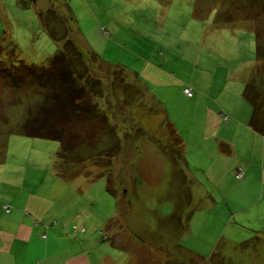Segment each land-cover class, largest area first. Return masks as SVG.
<instances>
[{
  "label": "rangeland",
  "instance_id": "374dc122",
  "mask_svg": "<svg viewBox=\"0 0 264 264\" xmlns=\"http://www.w3.org/2000/svg\"><path fill=\"white\" fill-rule=\"evenodd\" d=\"M5 2L0 40L8 47L12 41L17 46V58L25 65L47 67L49 58L64 48L66 39L96 53V59L88 60L91 76L111 85L107 83L97 95L91 92V100L109 109L108 119L116 128L107 130L102 126L107 123L99 115H94L95 123H87L84 129L79 123L64 122V154L58 139L20 132L21 124L31 117L29 112L38 122L42 120L43 115H38L40 105L45 100L52 103V96L46 98L47 88L36 83H12L11 79L23 70L12 68L9 71L13 75L1 72L0 164L5 167L0 166V191L9 189L4 179L18 174L26 173V179L34 182L40 172L36 170L38 160L55 167V175L69 176L68 196L78 190L73 184L91 188L96 198L94 210L109 212L111 193L100 187L107 178L97 177L92 185L90 182L98 162L107 153L105 157L111 159L107 173H111L113 182L120 178L114 188L127 196L124 200L121 194H115L119 209L112 223L123 218L124 227L116 228L126 229L131 240L148 248L149 254L155 255V264H264V190L251 204L230 198V191L222 187L218 191L214 182L205 179L202 164L208 156L195 161L184 154L175 162L162 146L160 151L153 142L149 144L150 135L133 121L137 115L139 119L144 115L153 133L166 130L163 119H173L169 113L158 120L139 104L151 105L158 98L166 112L171 108V115L183 131L197 139L208 121V99L227 104L226 113L238 105L249 106L251 111L241 97L245 83L252 81L255 74H264V61L257 57V42L262 49L264 45L261 0H35L25 10L18 8L16 0ZM72 53L78 62L77 70L84 71L81 56ZM10 58L8 52L0 53L1 61ZM12 62L20 67V62ZM154 65L177 78L179 86L148 82L142 72L151 67L154 70ZM124 66L135 75L123 70ZM114 68L116 80L110 75ZM91 82V86L97 84ZM185 86L197 92L194 103L182 95ZM226 133L234 135L232 130ZM105 140L107 148L103 146ZM145 145L148 148L141 150ZM253 152L252 161L262 167L264 143ZM144 159L147 166L143 165L140 175L136 169ZM21 162L20 168L17 163ZM47 165L44 164L46 168ZM226 182L230 186L236 183ZM103 189L105 192L98 196L96 192ZM189 193L191 204L186 203ZM130 204L132 214L124 210ZM108 230L103 229V234L109 235Z\"/></svg>",
  "mask_w": 264,
  "mask_h": 264
},
{
  "label": "crops",
  "instance_id": "0c3cea01",
  "mask_svg": "<svg viewBox=\"0 0 264 264\" xmlns=\"http://www.w3.org/2000/svg\"><path fill=\"white\" fill-rule=\"evenodd\" d=\"M33 1L35 0H16V4L19 9L25 10L31 8ZM0 3L3 6L0 8V19L4 20L2 14L7 3L5 0H0ZM53 16H55L54 13ZM49 32L52 36L55 35L53 30H49ZM16 47L12 41L9 47L3 46L0 40V53L7 52L9 48L16 50ZM153 68L154 70L151 67L142 72L148 82H156L163 86L170 84L179 86L180 81L171 73L157 65H154ZM123 70L134 74L125 66ZM145 87L147 90L148 86ZM181 93L190 103H194L198 99L197 92L190 97L183 93V89ZM241 98L246 100L251 107L249 101L243 96V91ZM208 100V121L203 126V134L201 129L197 139L183 131L177 120L171 115V108H168L166 112L158 98L152 101L159 103L164 108L165 115L168 116L167 113H169V118L170 116L173 118L171 119L173 121L170 120V122L182 140L183 154L195 161L200 156H208L204 165L202 164L205 179L214 182L216 187L218 186V191L221 187L224 191H230V198L236 197L243 204H251L253 198L258 194H263L264 190V165L257 167L251 159L255 147L264 143L261 140L264 139V135L256 133L249 125L252 107L249 111V106L245 105L244 108V106L238 105L235 106V109L231 107L229 109L231 112L226 113L228 111L227 104L219 99L214 102L210 100L208 102ZM231 113L235 118L230 116ZM221 114L228 118H223ZM230 130L234 135H227L226 132ZM147 138L150 139L149 144L153 142L155 147L161 151V145L157 141L151 137ZM145 148H148V145L142 146L141 150ZM107 158L109 157L102 158L98 162V167L95 166L94 176L90 180L91 185L97 177L99 179L111 178V173L102 174L101 164H111V159L107 160ZM92 162L94 163L93 159ZM36 164L38 165L36 170H40V172L36 173L38 178L34 182L26 179V173L3 180L9 189L0 191V264H155V258H153L155 255H150L148 248H145L140 242L131 240L126 229L121 231L116 228V226L124 227L123 218L112 223V218L119 209L115 194H121L125 200L124 192H119L116 189L114 193L110 192L109 201L112 204L109 212L95 211L96 198L91 188L84 189L79 184H73L77 185L78 190L68 196V188L71 185L69 176L57 172L55 175V167L47 165L46 162L39 163L37 160ZM44 164L47 165V168ZM17 165L21 168L22 162ZM143 165L147 166L145 159L139 162L136 169L139 170L140 175L143 174ZM0 166L5 167L2 164ZM238 168L243 169V177L236 175ZM11 175L9 174V177ZM117 179L120 180V178ZM226 181L236 183L234 186H230ZM107 184L108 181L100 187L107 190ZM105 190L96 193L100 196ZM129 191L133 193L130 188ZM191 202L192 196L189 193L186 203L191 204ZM5 205H9V209H6ZM124 208L125 212L133 213L131 204ZM113 225H115V231L110 236ZM105 228L109 229V235L106 233L107 238H103L102 230ZM98 230L99 234L97 235ZM164 243L170 244L169 241ZM156 245L155 243L153 247ZM176 245L178 244L176 243Z\"/></svg>",
  "mask_w": 264,
  "mask_h": 264
},
{
  "label": "trees",
  "instance_id": "16d2710c",
  "mask_svg": "<svg viewBox=\"0 0 264 264\" xmlns=\"http://www.w3.org/2000/svg\"><path fill=\"white\" fill-rule=\"evenodd\" d=\"M261 4L263 5L261 7H264V0H261ZM259 47L260 46L257 42V57H261L264 61V45L263 49L261 47L259 49ZM70 51L76 52L81 56V59L83 60L81 64H83L85 68L84 71L77 70L78 62L75 61L76 59H73L71 57V54L73 53ZM91 51V49L89 52L85 51L79 48V46H77L72 39H66L64 48L57 54L50 57L48 60V66L43 67L38 65H25L19 58H17V55L15 53L16 50L14 48H9V50H7L11 58L8 59L7 62L0 60V73L4 72L6 75H13L14 72L9 71L12 68L17 71L23 70L24 73L21 74L20 72L19 76L11 79L12 83L19 84V82H23L24 84L29 83L31 84V86L32 84L36 83L37 86L47 88V91L45 93L46 98H48V96H52V103H50L49 101L48 103L45 100V103L41 104L39 107L40 112H38V115H43V117H41L42 120L38 122L36 117L34 116L35 114L32 115V111L29 112L31 113V117H27L21 124L20 132L28 136L58 139L59 141H61V149L63 150L62 153L65 154V152L67 151L63 148V135L61 134L65 129L63 127V125H65L64 122L70 123L73 121V123H79L78 126L84 129L87 126V123H95L94 115H99V117H102L105 120V123H107V125L103 124L102 126H104L106 129L108 127L111 130H115V125H111L108 119V115H110L109 109L105 108L104 110L91 100V92H93V94H95L96 92L98 93L99 91L103 92L106 84H110L109 81L107 83H103L101 79L91 76L88 60H90V58H92V60L97 58L96 53H94V51H92V53ZM12 61L20 62V67L13 66ZM261 63H259V65ZM115 73L116 68L111 71L110 75H113L111 76V78L113 77L116 80L117 75ZM91 81H94L97 84L91 86ZM243 96L249 101L252 107L249 125L256 133L264 135L263 73L258 75L255 74L252 78V81L245 84L243 89ZM139 104L140 106H143V108L140 107L141 109H143V111L146 110L147 113L149 112L148 114H153V117H156L158 120H162V118L164 117L165 110L159 103L153 102V104L149 105L139 102ZM135 108H139L137 107V104ZM146 118L147 117L143 115V117L139 119V115H137V118H135V120L133 119V121H136L135 123H138V129L145 130L151 138L157 141L164 148L165 151L170 152L174 156L175 162L177 158L182 159V157L184 156L182 152V140L177 134L172 123L168 119H163L167 126L166 130H164V128L162 129V131H155L156 133H153V127L149 126L150 120ZM145 119L147 122L146 124L144 123ZM98 124L101 125L100 123ZM165 124H163V126ZM77 141L79 142L81 141V139L78 138ZM105 141L106 143H104L103 146L107 148V146L109 145L107 144V140ZM165 142L166 145L164 144ZM91 143L90 146H92ZM106 155L107 153H104V157ZM92 159L95 158L92 157ZM109 167L110 165L108 163L101 164L102 174H106L107 172H109ZM111 179L112 178L110 177L107 178V190L111 193H114L115 181H117L118 179L116 178L114 182L113 180L111 181ZM103 238H107V236L103 235Z\"/></svg>",
  "mask_w": 264,
  "mask_h": 264
},
{
  "label": "built area",
  "instance_id": "2783aa9c",
  "mask_svg": "<svg viewBox=\"0 0 264 264\" xmlns=\"http://www.w3.org/2000/svg\"><path fill=\"white\" fill-rule=\"evenodd\" d=\"M183 92H184V94H185L186 96H188V97L192 96V94H193V90H192L191 87H185V88L183 89ZM221 115H222V117L225 118V119L228 118V117H227L226 115H224V114H221ZM236 175H237L238 177H243V175H244V171H243V169H242V168H238L237 171H236ZM4 207H5L6 209H9V205H5Z\"/></svg>",
  "mask_w": 264,
  "mask_h": 264
}]
</instances>
